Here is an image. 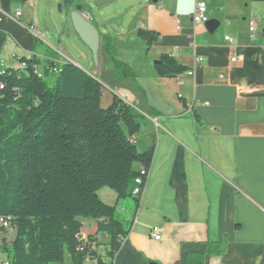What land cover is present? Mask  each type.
<instances>
[{"label": "crops", "instance_id": "crops-1", "mask_svg": "<svg viewBox=\"0 0 264 264\" xmlns=\"http://www.w3.org/2000/svg\"><path fill=\"white\" fill-rule=\"evenodd\" d=\"M31 1L0 0V32L9 35L4 51L10 59L46 62L28 30H44ZM202 2L210 20L219 22L215 32L192 22ZM75 7L100 35L97 59L86 67L63 53V61H54L97 79L108 106L116 96L132 107L140 115L137 149L155 148L139 207L125 222L128 236L104 264H181L188 255L203 254L208 243H222L224 251L206 264H264V0H86ZM17 12L20 24L10 19ZM65 29L74 30L70 18ZM139 30L156 40L148 46ZM104 40L133 78L115 76ZM164 56L187 70L160 76L155 66ZM5 61L1 66L10 68ZM99 198L118 206L106 188ZM83 224L89 230L82 240L97 234L95 222ZM154 228L160 241L151 237ZM96 238L104 257L111 238Z\"/></svg>", "mask_w": 264, "mask_h": 264}, {"label": "trees", "instance_id": "trees-1", "mask_svg": "<svg viewBox=\"0 0 264 264\" xmlns=\"http://www.w3.org/2000/svg\"><path fill=\"white\" fill-rule=\"evenodd\" d=\"M138 36L148 46L156 40L151 32L139 30ZM8 38L0 32V59ZM104 43L115 76L133 78L115 59L111 41ZM39 45L35 38V48ZM18 62L17 68L0 65V216L11 218L15 231L10 246L1 249L6 262L112 261L130 224L119 219L116 206L101 201L99 192L109 189L118 201L132 199L139 207L142 194L134 192L144 191L155 150L140 152L135 145L140 115L116 96L103 107V85L71 63L48 59L42 66L36 57ZM155 67L169 77L187 70L169 56ZM83 220L95 222L97 234L111 238L104 257L98 255L97 234L81 239ZM223 251L224 244L208 243L203 254L188 255L181 264H206Z\"/></svg>", "mask_w": 264, "mask_h": 264}, {"label": "rangeland", "instance_id": "rangeland-1", "mask_svg": "<svg viewBox=\"0 0 264 264\" xmlns=\"http://www.w3.org/2000/svg\"><path fill=\"white\" fill-rule=\"evenodd\" d=\"M31 3L36 9L38 23L40 27L44 29L40 34L45 33V37L42 39L39 38L40 45L38 46L44 59L63 61L64 53L71 57H75L80 63L85 64L86 67L89 64L94 65V57L91 55L88 47L81 41L77 33L74 30L69 32L65 29V24H67L70 18L69 11L71 5L74 7L80 4L84 5L86 0H32ZM123 6L124 5L118 7L119 12L122 10ZM44 40L47 42H44ZM81 50L86 52L87 55ZM8 53L7 51H3L0 65L2 59H5L6 66L10 68L18 67V59L13 57L10 59ZM44 62L45 61L41 59L42 66L45 65ZM53 80L54 78L49 79L50 85H52ZM107 106V101L103 98V107ZM134 208L135 202L132 199L120 200L117 206L119 219L124 223L129 221V217L133 216ZM88 230V226L85 225L83 231L87 233ZM14 236L15 231L12 227L7 230L0 228V264H4L7 260V256L2 253L1 249L4 245L10 246ZM86 262L89 263V260Z\"/></svg>", "mask_w": 264, "mask_h": 264}, {"label": "built area", "instance_id": "built-area-1", "mask_svg": "<svg viewBox=\"0 0 264 264\" xmlns=\"http://www.w3.org/2000/svg\"><path fill=\"white\" fill-rule=\"evenodd\" d=\"M207 4L202 2V3H199L197 6H196V9L194 11V14L192 16V22L193 24L196 26V25H206L209 21H210V18L209 16L207 15ZM20 17H21V13L17 12L15 13L14 15H12L10 17V19L13 21V22H16L18 24H20ZM250 31L251 33H256V26L254 24H251V27H250ZM29 32L32 33L36 38H40L41 37V34L37 31V29L34 27V26H31L29 27ZM225 41L230 44V45H233L234 44V39H232L231 37H226L225 38ZM200 62V60H198ZM236 59H233V62H235ZM56 72V70H55ZM193 71L189 70L187 72V76L189 77H192L193 76ZM136 183L138 185H141L142 182L140 179L136 180ZM135 195H139V188H137L134 192ZM11 227V218H6V217H2L0 216V228L2 229H9ZM151 237L156 240V241H160L161 240V234H160V230L158 228H154L151 232ZM124 238H119V241L121 243L124 242ZM4 264H8L7 262L4 263Z\"/></svg>", "mask_w": 264, "mask_h": 264}, {"label": "water", "instance_id": "water-1", "mask_svg": "<svg viewBox=\"0 0 264 264\" xmlns=\"http://www.w3.org/2000/svg\"><path fill=\"white\" fill-rule=\"evenodd\" d=\"M70 19L81 41L89 48L94 58L97 59L100 49V35L95 26L90 22L88 16L81 12V8H77L73 11ZM206 26L210 32H215L219 27V22L210 20ZM157 63L158 62H156V64Z\"/></svg>", "mask_w": 264, "mask_h": 264}, {"label": "bare ground", "instance_id": "bare-ground-1", "mask_svg": "<svg viewBox=\"0 0 264 264\" xmlns=\"http://www.w3.org/2000/svg\"><path fill=\"white\" fill-rule=\"evenodd\" d=\"M29 30V29H28ZM143 192L141 191V189H139V195H141Z\"/></svg>", "mask_w": 264, "mask_h": 264}]
</instances>
